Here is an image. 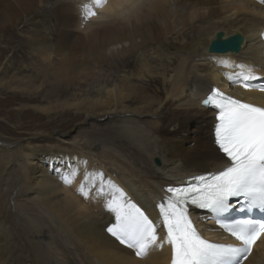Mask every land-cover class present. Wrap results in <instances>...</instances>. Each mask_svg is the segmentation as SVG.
<instances>
[{"label": "bare ground", "instance_id": "6f19581e", "mask_svg": "<svg viewBox=\"0 0 264 264\" xmlns=\"http://www.w3.org/2000/svg\"><path fill=\"white\" fill-rule=\"evenodd\" d=\"M263 5L0 0V61L10 54L0 62V90L22 93L34 103L22 109L54 113L61 122L16 138L0 135V264H168L167 245L141 259L100 232L109 221L103 198L84 199L77 188L85 169L102 170L155 220L163 186L221 168L212 114L199 99L212 85H230L264 106V92L226 78L238 64L264 78ZM227 40L237 49L211 50ZM17 49L24 56L14 62ZM69 165L80 174L66 186L59 172ZM244 264H264V237Z\"/></svg>", "mask_w": 264, "mask_h": 264}, {"label": "snow or ice", "instance_id": "6c2138e0", "mask_svg": "<svg viewBox=\"0 0 264 264\" xmlns=\"http://www.w3.org/2000/svg\"><path fill=\"white\" fill-rule=\"evenodd\" d=\"M95 3L101 7L106 0ZM219 63L230 64L226 60ZM235 67L240 71L226 77L233 86L239 84L245 90L264 92V82L256 83L264 78L251 66ZM202 105L213 110L211 142L226 162L218 170L189 177L182 185L168 186L155 205L157 219L151 218L146 207L123 187L106 178L102 170L84 171L77 192L84 199L103 198V208L109 215V221L99 231L137 258H146L153 250L167 245L170 264H244L264 237V106L245 102L215 87ZM79 174V166L69 165L59 172V178L71 186ZM193 209L206 215L194 218ZM208 219L235 242L205 238L197 220Z\"/></svg>", "mask_w": 264, "mask_h": 264}, {"label": "rangeland", "instance_id": "374dc122", "mask_svg": "<svg viewBox=\"0 0 264 264\" xmlns=\"http://www.w3.org/2000/svg\"><path fill=\"white\" fill-rule=\"evenodd\" d=\"M15 48H18L17 43ZM7 57L1 59V63L5 64L7 59L9 58L10 54L8 52L5 53ZM24 56L22 49H17L15 53V60L22 59L21 57ZM40 96H42L40 94ZM42 103V100H40ZM34 104L32 101L30 102L29 99L23 97L22 93L17 92H10V91H2L0 90V135L3 137H20L26 134V131H33L39 127L42 128H55L56 125L60 124L61 122L56 118V114H46L37 112L32 110V108H21V104ZM132 119H137V117L131 116L129 114L125 115ZM72 115H69L71 118ZM140 119V118H139ZM150 117L144 118L142 120H149ZM152 119V118H151ZM120 125H133L127 122H120ZM149 123L146 124V128ZM157 162V163H156ZM153 164L160 165V160L158 158L153 159Z\"/></svg>", "mask_w": 264, "mask_h": 264}, {"label": "water", "instance_id": "95a60500", "mask_svg": "<svg viewBox=\"0 0 264 264\" xmlns=\"http://www.w3.org/2000/svg\"><path fill=\"white\" fill-rule=\"evenodd\" d=\"M229 48L233 50L237 49V44L235 41H215L211 44V50H213V52L222 53L227 51Z\"/></svg>", "mask_w": 264, "mask_h": 264}]
</instances>
